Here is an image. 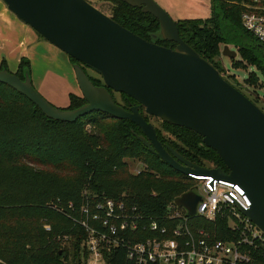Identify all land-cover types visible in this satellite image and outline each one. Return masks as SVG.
<instances>
[{"label":"trees","instance_id":"16d2710c","mask_svg":"<svg viewBox=\"0 0 264 264\" xmlns=\"http://www.w3.org/2000/svg\"><path fill=\"white\" fill-rule=\"evenodd\" d=\"M108 1L113 4L111 18L115 22L149 42L176 47L161 38L159 21L152 15L121 0ZM242 2L210 0L209 19L180 20L177 26L181 38L222 76L225 70L220 53L226 45L238 49L243 60L264 76V45L243 27ZM1 70H8L4 62ZM26 73L31 75V64L22 58L16 74L25 80ZM89 77L95 86L104 87L100 80ZM223 78L238 89L232 77ZM108 90L114 97L116 93ZM120 95L128 110L131 98ZM69 98L67 110L87 103L73 93ZM144 117L148 122L157 119ZM159 121L164 136L156 130L164 145L193 164L209 162L228 173L200 135ZM133 132L142 135L131 121L102 112L75 123L51 120L28 98L0 83V264H87L83 244L88 234L75 222L82 219V207L90 204L95 211L96 203L112 199L160 218L176 199L192 191L191 179L152 153ZM130 159L142 162L146 169L141 174L131 173ZM218 237L226 238L225 234ZM105 257L108 264H133L121 248ZM252 264H264V255L257 254Z\"/></svg>","mask_w":264,"mask_h":264},{"label":"water","instance_id":"95a60500","mask_svg":"<svg viewBox=\"0 0 264 264\" xmlns=\"http://www.w3.org/2000/svg\"><path fill=\"white\" fill-rule=\"evenodd\" d=\"M2 1L21 22L79 63L74 72L87 103L76 110L54 106L35 89L29 73L22 80L1 70L0 83L28 98L51 120L75 123L102 112L131 121L142 131L134 136L175 171L240 184L252 203L245 215L264 232V111L181 38L177 22L155 0L121 1L157 19L161 38L175 48L137 36L87 0ZM222 56L234 60L238 52L226 45ZM84 68L101 76L104 87L95 86ZM108 89L137 104L126 110ZM143 109L148 116L200 135L228 173L193 164L164 145ZM200 200L188 192L175 204L195 217Z\"/></svg>","mask_w":264,"mask_h":264},{"label":"built area","instance_id":"2783aa9c","mask_svg":"<svg viewBox=\"0 0 264 264\" xmlns=\"http://www.w3.org/2000/svg\"><path fill=\"white\" fill-rule=\"evenodd\" d=\"M241 5L243 27L264 45V0ZM210 165L203 167L220 168ZM187 177L190 192L201 197L195 217L175 202L160 218L112 199L96 203L95 211L90 204L82 207V219L75 222L88 234L83 244L87 264H108L105 254L119 248L133 264H252L257 254L264 255V232L245 215L252 207L245 189L211 175Z\"/></svg>","mask_w":264,"mask_h":264},{"label":"rangeland","instance_id":"374dc122","mask_svg":"<svg viewBox=\"0 0 264 264\" xmlns=\"http://www.w3.org/2000/svg\"><path fill=\"white\" fill-rule=\"evenodd\" d=\"M96 8L104 12L106 15L111 17L113 4L108 0H87ZM211 10V7H210ZM202 12L200 9H192L191 11H183L184 16L186 17L183 20H194L193 18H188L187 16H196ZM182 15V11L179 12ZM45 40V39H44ZM43 42H48L44 41ZM52 46V45H51ZM56 47H48L43 48L40 47L36 52L37 55L34 57V63L31 65V75L33 80V85L35 89L48 101L52 102L55 106H58L59 103H54L50 95L47 93L46 89L48 87H54L51 84L50 76L54 74L55 77L65 83V80L69 78L72 84L76 87L78 83L75 79L74 74V65L71 61H69V57L63 53H58ZM224 46H221L220 53V61L222 66L224 67L225 72L223 76L226 78H231L233 83L238 87V89L245 94L248 98L254 101L257 106L264 111V76L262 73L257 70L255 67L251 66L249 63L243 60L241 54H239L238 49L234 48V46H230L232 50L238 52V56L236 59L231 60L227 57L222 56ZM30 60V59H29ZM86 72L93 79L100 80L103 84V80L101 76L95 73L93 70L86 69ZM12 73V72H11ZM66 78V79H65ZM55 88V87H54ZM62 93V92H61ZM79 97H83L81 91H78ZM66 95V94H65ZM115 100L121 105H124V99L118 93L114 94ZM65 98V96H64ZM69 98V96H68ZM143 115L145 114V110H142ZM150 123H152L156 129L162 132V136H164L165 132L162 131V123L154 118H150ZM129 165V171L133 174H137L141 169H144L143 163L137 160H127ZM211 163L206 162V165L210 167Z\"/></svg>","mask_w":264,"mask_h":264},{"label":"crops","instance_id":"0c3cea01","mask_svg":"<svg viewBox=\"0 0 264 264\" xmlns=\"http://www.w3.org/2000/svg\"><path fill=\"white\" fill-rule=\"evenodd\" d=\"M155 1L163 9H165L175 21L185 19L186 17L184 16L183 11H191L192 9H200L202 12H199V14L196 16L188 15V18H193L194 20H205L211 17L210 0ZM181 11L182 15L179 13ZM42 40L44 39L41 38L37 32H35L30 26L21 22L13 13L8 10L4 2L0 0V66L4 62L10 72L17 73L22 58H26L28 60L30 59V64L34 63V57H36V52L40 47H55L49 42H43ZM57 51H59L58 53H62L59 49H57ZM50 81L52 86L55 88L48 87L46 91L54 103H59V105L56 107H68V96L70 93L79 95V85L75 87L69 78L65 80V83H62L55 77L54 74H51Z\"/></svg>","mask_w":264,"mask_h":264},{"label":"flooded vegetation","instance_id":"af4514ba","mask_svg":"<svg viewBox=\"0 0 264 264\" xmlns=\"http://www.w3.org/2000/svg\"><path fill=\"white\" fill-rule=\"evenodd\" d=\"M86 69H88V68H86ZM89 70H91V69H89ZM70 94H72V93H70ZM69 104H70V98H69ZM128 104H129L128 105V110H130V107L136 105L137 103L135 101H133L132 99H128ZM122 107H124V105ZM67 108L68 107H66V108H60V109H67Z\"/></svg>","mask_w":264,"mask_h":264}]
</instances>
